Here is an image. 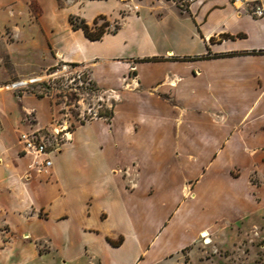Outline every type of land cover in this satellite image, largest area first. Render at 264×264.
Here are the masks:
<instances>
[{"label": "crops", "instance_id": "crops-1", "mask_svg": "<svg viewBox=\"0 0 264 264\" xmlns=\"http://www.w3.org/2000/svg\"><path fill=\"white\" fill-rule=\"evenodd\" d=\"M131 1L0 0L14 34L1 81L78 63L113 110L51 142L43 170L0 124V264H190L202 231L264 211L252 179L264 177V15L239 0ZM71 16L120 28L92 40ZM14 44L48 59L40 72Z\"/></svg>", "mask_w": 264, "mask_h": 264}, {"label": "rangeland", "instance_id": "rangeland-1", "mask_svg": "<svg viewBox=\"0 0 264 264\" xmlns=\"http://www.w3.org/2000/svg\"><path fill=\"white\" fill-rule=\"evenodd\" d=\"M174 1L186 5L191 0ZM122 2L123 12L131 9L126 4L132 2L131 0H122ZM137 4H132L134 11L139 10ZM103 22L102 19L98 21V23ZM116 23L110 21L108 28L113 30ZM13 38L12 30L0 27V41L4 39L11 42ZM259 42L264 40L259 39ZM11 47L14 48L11 50L21 68L28 65L26 69L40 72L41 65H45L48 61L40 54L25 55L20 50L19 44ZM4 54H1L2 63L9 70L11 60ZM75 67L58 63L54 70L48 69L26 77L15 75L11 79L0 80V124L5 126L13 124L15 136L23 131H38L41 136L48 137L49 149L53 148L51 142L65 140L66 129L72 131L76 124L89 120V110L99 112L104 107H108L109 101L104 92L93 93L86 89L85 85L82 86L79 76L86 80L88 73L86 68H83V72L76 73ZM23 96L26 98L25 109L21 99ZM42 103L45 110L39 106ZM28 105L31 107L27 108ZM34 105H37V108L34 109ZM17 142L21 146L18 139ZM234 171L237 173L240 169L236 168ZM252 179L259 183L264 177L252 172ZM261 195L264 199V190ZM227 224L226 229H220L211 237L208 236L211 240L209 243H205L204 239L200 241L199 249L194 250L193 261L190 264H264V211L234 222L228 221Z\"/></svg>", "mask_w": 264, "mask_h": 264}, {"label": "built area", "instance_id": "built-area-1", "mask_svg": "<svg viewBox=\"0 0 264 264\" xmlns=\"http://www.w3.org/2000/svg\"><path fill=\"white\" fill-rule=\"evenodd\" d=\"M243 3L252 2V13L255 16L262 17L264 15V0H239ZM138 8V7H137ZM76 73L83 72V68L80 65H74ZM51 78V77H50ZM80 84L88 89L90 92H100L92 85V80L88 76L87 79L83 80L82 77L79 76ZM112 104H109L108 107L111 108ZM100 117L99 112L95 110H89V118ZM71 131L66 129L65 136L66 139L69 138ZM48 137L45 135L41 136L38 131H23L20 133L19 141L22 145L24 152L28 155H31L35 160V163H40L41 170L49 168L52 165V160L48 157V154L52 151V149L48 148L47 143Z\"/></svg>", "mask_w": 264, "mask_h": 264}, {"label": "trees", "instance_id": "trees-1", "mask_svg": "<svg viewBox=\"0 0 264 264\" xmlns=\"http://www.w3.org/2000/svg\"><path fill=\"white\" fill-rule=\"evenodd\" d=\"M178 6L181 8L183 12H189V3L186 5H183L181 3H177ZM104 19L103 23H98V20H95L92 25L88 24L84 19L77 17V16H71L70 21L73 28H82L85 35L92 40L100 39L106 32H116L120 28V23L117 22L115 24V28L113 30L109 29L110 22L106 20L105 17H100ZM263 52V51H260ZM221 54H209L207 56L209 57H216L220 56ZM71 65H79L78 63H72ZM55 68H50V70H54ZM93 85V83H92ZM94 86V85H93ZM96 89V88H95ZM113 114L112 108L104 107L99 111V116H111ZM113 244L119 243L118 241H112Z\"/></svg>", "mask_w": 264, "mask_h": 264}, {"label": "bare ground", "instance_id": "bare-ground-1", "mask_svg": "<svg viewBox=\"0 0 264 264\" xmlns=\"http://www.w3.org/2000/svg\"><path fill=\"white\" fill-rule=\"evenodd\" d=\"M209 234L206 230L202 231L201 236L206 237L205 243H209L211 240L209 237H207Z\"/></svg>", "mask_w": 264, "mask_h": 264}]
</instances>
